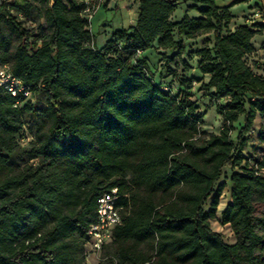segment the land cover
<instances>
[{"label": "trees", "instance_id": "trees-1", "mask_svg": "<svg viewBox=\"0 0 264 264\" xmlns=\"http://www.w3.org/2000/svg\"><path fill=\"white\" fill-rule=\"evenodd\" d=\"M39 1L38 31L21 22L30 2L0 6V63L34 98L0 87V264H83L98 198L112 187L130 208L97 264H264V76L246 61L264 23L232 28L230 6L215 0H135V24L96 48L84 3ZM208 33L213 44L198 50V69L212 95L229 97L218 107L221 129L209 135L193 101L156 82L144 57L133 60L156 45L173 52L170 62L185 39ZM257 116L262 151L255 169L229 177L220 218L235 242L226 243L209 224L225 187L214 184L224 168L242 165ZM23 153L37 162L19 166Z\"/></svg>", "mask_w": 264, "mask_h": 264}, {"label": "rangeland", "instance_id": "rangeland-1", "mask_svg": "<svg viewBox=\"0 0 264 264\" xmlns=\"http://www.w3.org/2000/svg\"><path fill=\"white\" fill-rule=\"evenodd\" d=\"M21 3L30 2L33 6L29 8L28 13L24 14L21 22L24 26L30 27L38 31L40 26L44 25V19L39 10V0H19ZM135 9L137 15V5L132 0H102L96 11L89 21V29L93 35V46L101 48L106 40L112 37L114 30L129 27L130 21L133 18L132 9ZM128 8V9H127ZM185 10L184 3H181L173 13V19L178 20L182 17ZM236 15L239 10H234ZM239 15L235 17L238 22ZM233 28V26L231 25ZM185 51L180 56H175L170 62H166L165 57L172 55L169 50L158 49L156 45L145 49L143 53L133 56V60L139 56L146 59V64L151 71L153 79L162 85H166L172 93L177 94L182 99L186 98L193 101L195 112L202 116L203 123L201 125L208 135L218 133L223 124V117L218 112V107L225 106L229 100L226 95H212L213 87H208L206 83L209 80V75L203 74L198 69L200 56L197 54L202 47L211 48L213 44V34L208 33L198 36L194 39H185ZM254 51L246 56V61L250 65L254 73L264 76V34H256L253 38ZM126 57L132 58L131 54H125ZM189 66L185 68L184 62ZM252 96L245 94V99L248 100ZM37 105L39 108L45 105V94L40 91L37 95ZM243 125V116L240 115L238 120L234 122V130L231 132V138L236 140L237 132ZM260 126V118L257 116L254 124L249 132L245 134L247 145L243 150L244 161L241 166L226 167L222 170L220 178L215 182L216 188L219 183L223 182L225 187L220 196V203L217 207L216 217L209 220L210 228L221 234L223 241L226 243H234L235 236L229 224H223L220 218L221 210L231 201L230 195V180L229 177L233 171H243L244 167L252 169L257 165V158L262 151V144L257 138L258 129ZM35 164L36 159H29L26 153L18 160V165L22 166L25 163ZM211 196L203 203V211L208 209ZM102 253L89 255L83 264H97L101 260Z\"/></svg>", "mask_w": 264, "mask_h": 264}, {"label": "built area", "instance_id": "built-area-1", "mask_svg": "<svg viewBox=\"0 0 264 264\" xmlns=\"http://www.w3.org/2000/svg\"><path fill=\"white\" fill-rule=\"evenodd\" d=\"M14 0H0V6L10 7ZM84 3L81 15L90 21L92 15L100 5L101 0H80ZM0 87L7 90L14 97H23L33 100L30 88L21 79L16 77L7 64L0 63ZM27 138H22L25 143ZM125 194H120L117 187L103 191L98 198L96 219L89 224L87 241L85 244V258L89 255L101 254L104 246L112 240L113 229L122 224L129 212V205L119 204L118 200ZM126 196V195H125Z\"/></svg>", "mask_w": 264, "mask_h": 264}, {"label": "crops", "instance_id": "crops-1", "mask_svg": "<svg viewBox=\"0 0 264 264\" xmlns=\"http://www.w3.org/2000/svg\"><path fill=\"white\" fill-rule=\"evenodd\" d=\"M215 1L219 6H227V5L230 6V11L233 14V19L231 23L233 28L241 24H246L248 26H251L255 23H264V0H215ZM132 2L134 3V5L135 4L137 5V13H138V2L135 0H132ZM128 8L129 10L131 8L134 14L133 18L130 21V25L132 26L135 24L137 15L135 13V9L133 10V8L130 6ZM234 10H239L238 15L240 19L238 22L235 21V17L238 15L234 13Z\"/></svg>", "mask_w": 264, "mask_h": 264}, {"label": "bare ground", "instance_id": "bare-ground-1", "mask_svg": "<svg viewBox=\"0 0 264 264\" xmlns=\"http://www.w3.org/2000/svg\"><path fill=\"white\" fill-rule=\"evenodd\" d=\"M225 205H226V203L225 204L223 203V206H225Z\"/></svg>", "mask_w": 264, "mask_h": 264}]
</instances>
